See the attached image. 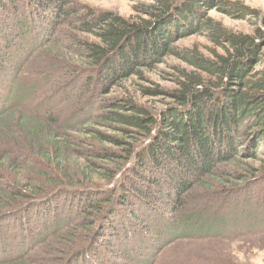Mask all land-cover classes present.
I'll return each instance as SVG.
<instances>
[{
    "label": "trees",
    "instance_id": "1",
    "mask_svg": "<svg viewBox=\"0 0 264 264\" xmlns=\"http://www.w3.org/2000/svg\"><path fill=\"white\" fill-rule=\"evenodd\" d=\"M24 1L27 8L13 7L18 0H0V72L10 62L7 69L13 75L0 97V103L3 102L0 104V212H10L17 205L36 201H41L39 205L46 209L42 215L37 211L34 217L23 220L22 226L11 235V241L18 243L14 244V252L5 255L6 247L0 248V264H35L26 261L30 245L59 234L64 240L57 245L62 246L60 251L64 255L74 248L77 231H73L74 235L62 233L68 226L63 223L69 220L72 209H67L63 220L50 219V209L47 211L51 199L58 194L83 196L86 192L99 191L102 197L99 203L85 206L83 210L80 208L84 206L87 193L79 202V218L82 222L85 220L86 226L82 227L86 230L78 232L77 238L93 231L91 237L96 240L102 236L103 229L106 228L107 233L113 231L109 217L111 213L116 217L117 208L126 209L124 219L139 222L134 224V233L127 229L110 233L119 236L112 243L123 246L116 255L104 257L105 264L123 261L125 251L138 256V264H153L159 254L154 259L143 260L151 246L138 248L140 237L154 242L149 236L152 230L148 228L152 221L158 222L164 230L170 229L156 232L160 237L164 235L165 240L197 232L199 228L206 231L211 227H226V215H232L231 221L238 213H245V209L242 210L245 202L233 201L229 206L226 193L247 191L260 175L264 177V60H261L264 52L260 48L264 46V26L256 27L252 34L235 32L207 12L215 9L232 17H258L257 12L231 0H144L136 5L137 13L123 17L109 10L95 11L88 7L83 13L75 9L72 12L68 7L71 0ZM7 17L9 28L4 29ZM63 17H71L69 22L76 23L71 26L75 31L55 39V25ZM16 18L20 24L14 25ZM193 34L203 35L212 44L208 55L195 48L176 45L179 39ZM37 44L38 53L46 51L43 66L38 70L30 69L27 75H31L30 82L16 85L15 79L23 64L34 60L30 57L35 53L30 51ZM12 53H26V56L12 64ZM168 57L185 67L173 65L174 78L170 80L173 88L144 89L165 95L159 107L138 102L125 90L121 96L104 97L97 102L100 110H107L91 122H113L127 137L120 140L97 133L100 139L116 143L120 149L118 152L103 147L97 149V155H102L106 161L104 164L92 162L88 158L91 154L83 147L88 140L75 135L84 125V122L78 123L80 119L63 117L66 112L61 108L36 110L8 104L15 91L19 94L17 101H21L31 97L37 86L42 91L53 87L49 91L52 94L74 79L84 81L83 90L88 89L89 95H95L98 90L99 95L105 94L132 76L141 78L145 71H155ZM255 65L260 68L254 70ZM47 81V86L43 87ZM47 96L45 92L44 100ZM107 104L108 107L103 106ZM260 155L263 157L258 159ZM243 158L258 159L259 166L246 163ZM221 164L229 165L225 167L228 176L220 172ZM151 166L159 169L158 176H146L153 173ZM215 174L219 178H215ZM144 181L153 182L147 186L156 185L160 194L141 195L139 187ZM136 199L141 201L143 216L135 215L133 202ZM216 199L218 201L214 202ZM105 202L109 204L103 209L101 204ZM208 205L212 206L206 212L204 207ZM228 206H232L233 212ZM164 209L176 214L179 225L170 218L164 219L160 211ZM125 212L122 210L120 214L124 216ZM212 212L219 218L211 217ZM33 227L37 229L32 230ZM137 229L145 230V234L139 236ZM126 232L133 234L132 238L139 236L137 244L127 240ZM90 242L88 248L83 247L76 253L85 249L86 253L93 252L96 243ZM3 245L10 244H0ZM75 254L71 252L68 256Z\"/></svg>",
    "mask_w": 264,
    "mask_h": 264
},
{
    "label": "rangeland",
    "instance_id": "2",
    "mask_svg": "<svg viewBox=\"0 0 264 264\" xmlns=\"http://www.w3.org/2000/svg\"><path fill=\"white\" fill-rule=\"evenodd\" d=\"M231 1H238L247 6L249 9L254 10L255 12H257L258 17H238L240 15L232 17L215 9L209 10L207 12V15L220 22L226 28L235 32L252 34L256 27L264 26L262 25V22L264 20V0ZM140 2H144V0H71L70 4H68V7L71 11H74L75 9L81 13L86 12V7H88L95 11L109 10L123 17H129L137 13L136 5ZM23 6L27 8L25 1L18 0L16 5H14L13 7L21 8ZM13 7L11 9H13ZM69 18L71 19V17H63L61 19V22L55 25V39H62L63 36L68 34L70 31L71 33L75 31V29L71 26L72 24L74 25L76 23L69 22ZM4 19V25L6 27L4 29H8V17ZM17 20L18 19L16 18L12 24L16 25L17 23H19L17 22ZM1 42L2 41H0V43ZM31 45L33 46L34 44ZM176 45L185 48H195L203 55H208V48L213 47L212 44L207 41L206 37L197 34L189 35L179 39L176 42ZM38 47L39 45L37 44L30 51V53H33V55L35 53L34 56L30 57H34V60L31 61V59L29 58L30 63L23 64L20 69V73L18 72L17 78L15 79L16 85L17 82L21 86L26 84V82H30L31 75L29 74V76L27 77L28 73L31 72L30 69L38 70L43 66L44 61L47 57L46 51L41 50L40 53H38ZM260 48L264 52V46ZM26 53H12V57L10 59L11 63L15 64L19 60L24 59ZM261 60L263 61L264 57H262ZM173 65L185 67V65L180 61L175 60L172 57H168L166 63L159 64L156 67L155 71H145L143 77L141 78L132 76L128 79V81L121 83L118 87H116L115 89H111L108 93L105 94L102 93L99 95L101 91L98 90L96 91L97 93L95 92V95H93V93L89 95L88 89L87 92L85 91L86 88L85 90H83L82 85L84 81L80 79H74V81L69 85H66L64 89H56L52 94L49 93V91L52 90L53 87L50 86L47 88H43L44 91H42V88L40 86H37L36 89L34 88L31 97H24L21 101H17L19 100L17 98L19 94H17L18 91H15V94L11 95V97L9 98L8 104H21L26 107H32L36 110H44L50 107L56 109L61 108L63 113L66 112L64 113L63 117L70 116L71 118L75 117L80 119V122L78 123L84 122V125L82 131H77L75 135L81 139L88 140L87 143L83 144L85 151L92 155H90L88 158L92 162H95L97 164H104L106 161L102 155H97V149L103 147L114 152H118L120 151V149L118 147V144H114L105 139H100L97 133L100 132L108 136L117 137L120 140H127V137L125 136V133L120 131V127L113 122H110V124H104L102 121L91 122L94 117H97L98 114H103L104 111L107 110V108H104L103 110L99 109L100 105L97 104V102L100 101L99 99L104 97L111 98L121 96L122 91L125 90V92H129L131 95H133L138 102H147L146 104L151 103L159 107L165 96L160 95V92L162 90L173 88V85L170 82L171 78H174ZM5 66L8 68L10 66V62ZM19 67L20 66L16 67V69L19 70ZM7 68L4 71L0 72V97L4 95L6 87L9 85L13 76ZM258 68H260L259 65L254 66V70H257ZM48 82L49 81L45 82L44 84L46 85H44L43 87L47 86ZM155 88L161 91H158L156 93H153L152 91H144V89L153 90ZM45 92H48L47 100H44L43 98V94ZM75 94H80L81 96H76ZM53 95H55V97H53ZM0 104H3V102ZM103 106L108 107L109 104ZM261 157H263V155H260L258 159H260ZM244 159L245 158H243V160ZM258 159H245L244 162L250 163L254 166H259L260 161ZM82 161L88 164L87 160L82 159ZM219 166H221L220 172L225 176H228L229 171L225 170V167H228L229 165L223 167L224 164H221ZM151 167L153 173H146V176H158V173L160 172L159 169L153 166ZM215 178H219L217 174H215ZM151 183L153 182L144 181L142 183V185L139 187V190H142L141 195L147 194V196H154L157 193L160 194V188L156 185L153 184L151 187L147 186ZM234 192L235 191H229L228 193H226V200L228 201L227 204H229L230 206V203H232L233 201L234 203H239L240 201L245 202V207L242 208V210L245 209V213H238L239 216L237 215V218L231 221L230 219L232 218V215L229 217L226 215V227H211V229H208L206 231H203L201 228H199L197 232H188L189 230L186 229L188 233H182L180 237L170 236L167 239L163 240L162 238L164 235H161L160 237L157 233L166 232L170 229L164 230L165 228H163L162 225H160L156 221H152V226L150 225L148 226V228L152 230L150 231L151 235L149 236L154 242L143 240L144 237L139 238L140 242L138 243V248H142L145 245L151 246L150 250L146 251V254L148 255H144L145 258H143V260L154 259L159 254L153 264H264V177L260 175L256 182L251 187H249L247 191H245V189H242L240 191H236L237 193ZM86 193V196H84L85 194L83 195L85 198V202L82 205L84 206H82V209L80 208V210H83L85 206L96 205L97 201L99 203L102 199L101 195H99V191L93 192L91 194H89V192ZM194 195H196V193H194ZM83 196L58 194L51 199V207H48L44 204L45 207L47 206V211L50 209V219L53 218V220H63V218L67 216V209H72L73 212L68 216L69 220H67L66 222L64 220L65 223H63L68 225V229L64 228V230L62 231V233L65 235H74L73 231H77V234L75 235L78 236V232L82 233L85 229L82 227L86 226L84 224L85 220H83L82 222L79 218V216L81 217V215H79V202L81 201ZM198 199L200 200V197H197V200ZM214 199L212 198V200ZM217 201L218 200L216 199L214 202ZM40 202L41 201H39V203L37 201L32 202V204L29 205L20 204L13 207L10 212H0V244H10L0 246V248L6 247L4 248V252H6L5 255L14 252V246L18 243H14L11 241V235L14 234L20 226H22L24 222L23 220L34 217L37 211H39L41 214L42 211L46 209L44 208V206L39 205ZM133 203L136 204L134 205V207H137L133 208L135 209V215L143 216L140 213L143 210L141 201H139V199H136V201ZM107 204L109 203L105 202L101 204L103 209L107 206ZM21 206L25 207V209L20 208ZM211 206L212 205H208L207 207H204V211L205 209L206 212L209 211V208ZM229 209L230 212H233L231 211L233 210L232 206L229 207ZM115 210L116 217H114L112 213L110 215L111 217H109V221H113L112 227H114L113 231L110 230V233L114 234L117 230L121 231L122 229H127V231H132L133 233L134 231L136 232V227H134V224L139 222L134 223L133 221H129V218L128 220L124 219V217L127 216L125 208H117ZM119 210H121L120 212L124 210V216L120 214ZM160 211H162L164 219L165 217L170 218V221H177L176 224L179 225L180 219L176 220V214H174L170 209H164ZM208 214L209 212L206 213V216ZM225 214H227V212H225ZM147 215L150 216L149 213ZM210 215L211 217L214 216L219 218V216L214 212H212ZM76 224L80 226H73ZM155 225H157L158 228H156ZM153 227L156 229V231ZM36 229V227L32 228V230ZM192 229L195 230V228ZM144 232L145 230H139V236H143L145 234ZM92 233L93 231L88 235H85L84 237L79 236V238L75 236L76 243L73 246L74 248H71V250L67 251V255H64V252L60 251L62 246L57 245L60 243V241L64 240L62 235L59 234L54 237H48L46 240L45 238H39L40 240L34 241V243L30 245V253L26 258V261L33 262L35 264H69L70 261L73 262L72 264H92V262H94L95 264H105L104 257L109 255H116L118 251L122 250L123 245L121 243H118L117 245H115V243H112L115 237L119 236H113L109 232L107 233L106 228L101 232L102 236L97 237L96 240L95 238H93V236L91 237ZM199 234L200 236H206L196 237L199 236ZM3 235H5L4 239H2ZM126 235L128 236L126 238L129 242L134 241L133 243L137 244L136 240L139 236H134L132 238L133 234L131 235V233L128 232H126ZM147 235L148 232L145 236ZM86 236H88L87 239H85ZM91 240H94L96 243L93 247V252L86 253L85 249L81 253H76L79 252V250H81L83 247L88 248L89 245H91ZM77 242L80 243L77 244ZM57 247L59 249H56ZM71 252L76 254L70 257V255L68 256V254H70ZM125 253V257L122 258L123 261L119 262L118 264H138L136 259L138 256H131L130 252L127 251H125Z\"/></svg>",
    "mask_w": 264,
    "mask_h": 264
}]
</instances>
